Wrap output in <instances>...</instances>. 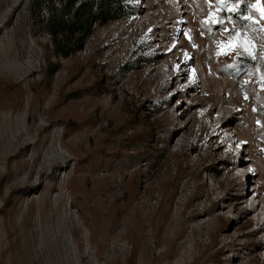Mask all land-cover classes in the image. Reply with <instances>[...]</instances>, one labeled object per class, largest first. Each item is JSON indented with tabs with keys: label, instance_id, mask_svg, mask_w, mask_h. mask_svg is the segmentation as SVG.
<instances>
[{
	"label": "rangeland",
	"instance_id": "374dc122",
	"mask_svg": "<svg viewBox=\"0 0 264 264\" xmlns=\"http://www.w3.org/2000/svg\"><path fill=\"white\" fill-rule=\"evenodd\" d=\"M130 5L56 58L0 0V264H264V0Z\"/></svg>",
	"mask_w": 264,
	"mask_h": 264
},
{
	"label": "trees",
	"instance_id": "16d2710c",
	"mask_svg": "<svg viewBox=\"0 0 264 264\" xmlns=\"http://www.w3.org/2000/svg\"><path fill=\"white\" fill-rule=\"evenodd\" d=\"M132 0H25L33 28L48 36L49 55L66 58L80 51L94 24L132 16ZM21 104V101H19ZM122 207L115 210L119 215ZM135 253H132V257Z\"/></svg>",
	"mask_w": 264,
	"mask_h": 264
},
{
	"label": "bare ground",
	"instance_id": "6f19581e",
	"mask_svg": "<svg viewBox=\"0 0 264 264\" xmlns=\"http://www.w3.org/2000/svg\"><path fill=\"white\" fill-rule=\"evenodd\" d=\"M173 18H174L173 16H170V17L168 16V17H167L168 20H167V22H165V25L168 24V23H170V21H171Z\"/></svg>",
	"mask_w": 264,
	"mask_h": 264
},
{
	"label": "snow or ice",
	"instance_id": "6c2138e0",
	"mask_svg": "<svg viewBox=\"0 0 264 264\" xmlns=\"http://www.w3.org/2000/svg\"><path fill=\"white\" fill-rule=\"evenodd\" d=\"M225 0H220V3L223 4ZM244 19H249V17L245 16ZM213 23H217V21H213Z\"/></svg>",
	"mask_w": 264,
	"mask_h": 264
}]
</instances>
